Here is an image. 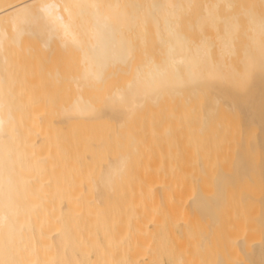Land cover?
Segmentation results:
<instances>
[{
  "label": "bare ground",
  "instance_id": "1",
  "mask_svg": "<svg viewBox=\"0 0 264 264\" xmlns=\"http://www.w3.org/2000/svg\"><path fill=\"white\" fill-rule=\"evenodd\" d=\"M261 1L264 2V0ZM223 2L229 8L232 0H216L211 8L207 7V2L205 5L207 13L212 14L215 24H218L216 21L223 22V30L221 29L223 32L218 29L214 41L209 35H204L195 41L184 33L179 34L174 31L179 24L177 23L179 18L177 13L179 11L180 14L182 11L183 13L187 12L193 5V0H0V262L2 264H136L135 258L131 256L133 252H129L127 247L131 241L128 243L127 241L131 239L132 234L137 233V236L143 233L140 232L144 229L139 230L136 226L139 225L141 228L147 219L144 220V223H142L143 221L142 224L140 223L139 220L144 216L143 213H140L141 209L140 211L136 210L137 206H134L135 210H130V207L127 211L123 210V208L128 209L122 207V203V205L120 204L122 198L127 196V192L125 193L124 190L125 196L122 194L123 197L120 196L121 200L118 201L119 199L116 198L122 188L116 186L124 180V188L128 191L127 181L137 179L139 185L143 182L142 186L144 187V182L150 181V174L147 175L150 171L127 170L130 163H133L130 162L132 160L130 153L116 156L114 154L113 157L105 158V162L103 159L102 161L96 160V164L93 163L95 158L98 159L97 152L102 151L105 141V143L102 141L88 142L91 154H84L79 160L75 155L65 153L66 149L62 146L54 144L55 140H53L52 134L56 129L66 134L76 131L86 134L88 132L95 133L101 127L108 125L112 130L110 131L112 135H108L113 138L122 135L124 127L145 105L155 106L159 103L164 104L163 102L172 105L179 100L181 104H177V101L175 103L177 106H186L189 111H192L193 106L198 102L196 98H200L199 103L202 110V116L199 119L201 121L200 129L203 130L212 121L215 122L219 112L223 111V113L238 118L239 132L242 134V138L237 141L238 148L234 152L232 171H224L220 168L216 171L204 170L205 166L202 160H199L202 170H197L195 178L191 180L195 182H191L190 178L182 179L181 185L183 186L181 188L180 185V188L182 192L188 190V197L190 196L188 204H190L191 210L202 214L212 222L215 221L216 224L219 221L220 210L226 201L228 190L232 186L234 187L240 182L244 183L243 180L248 175V179H250L245 178V182L259 183L260 181H253L256 180L253 174L257 176L255 177L257 180L263 179L261 180L263 183L264 68L260 63V44L262 39L261 23L264 21V14L259 15L257 11L254 13L255 11L251 9L245 10L246 14H244L247 15V29L245 28V30L247 32H244L246 33L243 36L245 43H242L245 47L244 49L242 47L243 51L240 50L241 48L240 51L238 50L242 54L239 62L243 63V70L237 72L231 66L234 61L229 64L225 62L228 58L233 57L235 51L237 52L235 46L238 43L236 42L239 39L237 31L240 27L236 23V15L223 18L220 14H216L217 11L220 12L218 8ZM70 3L97 4L100 7L86 9L83 13L72 11L70 14V11L65 8V5ZM152 5H166L167 7L152 8ZM146 13L147 15H145ZM204 18V16L198 18L199 28L202 27L201 23ZM147 20L152 21V25L156 26L158 40L167 46L164 57H160V61H156L152 57L149 60L145 59V63L144 61L141 63V61L139 62L141 64H135L136 68L133 64L134 69L132 70H135L133 78L126 82L125 86L117 85L115 87L114 85L110 91L112 93L105 95L104 92H107L104 90L108 87L107 83L110 78L127 72L129 74L131 61H134L135 58L132 59L134 56L131 51L133 42L130 43L133 38L129 39V37H132L135 31H139L145 23L147 25L149 22ZM25 36L37 38L44 51L52 50L51 45L54 40L59 39L62 47L67 46L68 48L70 44L81 52L82 60L80 62H83V69L82 65L80 67L83 73L80 76L76 74V77L73 78L71 75L70 80L73 79L71 87L75 91V96L68 107H65L66 109L61 108L62 112L58 110L54 115L47 113L50 98L48 100L45 98L39 107L37 106L38 110L34 114L31 113L33 107L28 106L30 101L28 104L24 103V100L28 99L26 96H30L29 93L32 91H29L30 89L27 87L34 86V83L27 82L25 77V81L23 78L17 80V76L21 72H17L18 66L14 65L13 54L16 55V52L20 54L21 43L23 40H27V38L24 39ZM165 38L170 39L167 41ZM31 43L35 44V42ZM216 48L217 50H215ZM23 50L25 52V49ZM213 51H218V54L215 53V58ZM50 54H47L48 60ZM225 57H227L226 60H224ZM236 67L239 68V66ZM31 68L28 67V69ZM50 68L53 69L52 66ZM223 70H226L225 74ZM227 71L234 75H231V78L230 75L226 76ZM41 72L35 73L38 74L36 77L40 75L39 79L42 80V77L45 79V76H42L41 74L44 72ZM52 73L49 75L50 80L52 77L51 84L53 81L54 84L60 83L58 75ZM235 73L239 79L236 78ZM61 75L63 76L62 73H60ZM224 75L225 78L222 77ZM22 76L24 75L22 74ZM234 76L235 79H238L236 82L233 80ZM65 78H62V81ZM222 78L227 80L223 81ZM228 80H233L232 84H229ZM57 84L55 85L58 86ZM61 88L63 89L62 86ZM66 88L68 87L66 86ZM49 90L46 89L45 92ZM70 91L72 90L70 89ZM101 91L105 96L99 97ZM24 97L26 98L24 99ZM22 103L24 104L22 105ZM170 115L173 114L170 113ZM253 127L258 130L257 142L253 141L247 147L244 136ZM171 131L167 130L166 134L169 135ZM61 147L64 150V152L62 150L63 154L57 151V149L61 150ZM257 148L260 154L255 152ZM256 153L257 157L259 155L258 160L252 155ZM104 155L100 154L102 157ZM254 160L257 162L255 163ZM67 164L71 167L73 165L76 170H66ZM93 168L95 170H92ZM116 168L119 170L113 175L112 170ZM211 173L213 177L210 176ZM133 174L135 178L132 177ZM130 175L132 179H130ZM125 179L128 180L125 181ZM206 179L212 181L211 184L214 188V192L211 190L210 195H207V191L204 193L203 182H206ZM168 181L164 179L160 183L162 190L159 192L162 193H159V197L162 201L167 195L165 193H170ZM136 184L138 185V183ZM261 186H264V183L260 185V189L263 188ZM134 187L135 185L130 189ZM156 188L153 190L151 188V190L154 191ZM137 189L134 188V191ZM168 189L169 192H167ZM144 190L140 193L145 192ZM148 190L149 187L146 191ZM116 191L117 194H115ZM131 191L130 196L126 197L128 199L123 200L130 203V206L132 204L133 207L139 203H136L139 193ZM132 193L137 196H133L134 194L131 196ZM262 193L264 195V189L261 190ZM182 194L181 199L185 198V193ZM261 194L254 198H258L260 206L264 208L262 205L264 196L262 195V197ZM152 195L154 196V194ZM150 197L148 193H143L139 199L150 206V203H147ZM245 197L244 203L248 195ZM153 199L156 201L158 198ZM182 200L184 201V199ZM116 201L120 206L116 203L118 206L115 205L117 209L114 207V210L112 205ZM138 205L140 206L138 209L141 208V202ZM263 208L259 212L260 216H257V218L259 217L257 222L264 230ZM163 210H166L165 206ZM124 211L129 221L125 220L124 223L127 222L128 228L118 226L121 228L118 230L115 225L116 219L117 217L118 219L123 218ZM137 214H141L143 217L140 218L139 215L136 217ZM125 216L124 218H126ZM134 217L140 219L136 220ZM134 219L135 222L139 221L138 225L133 222ZM121 223L119 222L120 225L123 224ZM130 223L134 224L135 228ZM124 230L127 232L128 239L124 236ZM131 231H135V233ZM129 232L132 233L130 237ZM247 235L245 236L243 233L234 239L235 252L242 250L248 257L247 263L237 261L236 264H264L263 234H261L263 238L260 241L253 242H249L251 237L248 233ZM136 236L135 242L137 241ZM134 253L136 255V252ZM138 255L137 252V258ZM157 255L154 256L155 264H162V259ZM215 264H224V257L219 255Z\"/></svg>",
  "mask_w": 264,
  "mask_h": 264
},
{
  "label": "rangeland",
  "instance_id": "2",
  "mask_svg": "<svg viewBox=\"0 0 264 264\" xmlns=\"http://www.w3.org/2000/svg\"><path fill=\"white\" fill-rule=\"evenodd\" d=\"M215 1L216 0H193L194 3L187 12L183 13L182 11V14H180V11H179L177 13L179 14L177 15L179 17V18L177 17L178 21L176 20L177 23L179 24L177 25V27H175L177 31L176 29H174L175 33H179V34L184 33L190 39H194L195 41L199 40L204 35H209L211 36V40L214 41L215 40L214 37L217 34V30L219 29L220 32H223L222 27L224 26V24L223 22L221 23V21L220 22L216 21V23L218 24H215L212 19L213 18L212 14L207 13L205 5L207 2V7L211 8L213 5V2ZM220 4L221 5H219V8H218L220 12L217 11L216 14L218 15L220 14V16H222L223 18H226L227 16H230V15L237 16L236 23L240 27L239 30L237 31L238 34L236 33L237 36L239 37V39L236 41L238 43H236V46H235V49L237 47L236 49L237 52L235 51V53L233 54V57L228 58L229 61L227 60V62L225 63L229 64V62L233 63L234 61V63L236 64L233 63L231 66L235 68L237 72H239V70H243L242 68L243 63L241 64V61L239 62V59L241 58L242 54H240L239 51L242 50V47L243 49L245 47L242 43H245V38L243 36L244 34H246L244 32H247L245 30V28L247 29V15H245L246 14L245 10L251 9L252 11H255L254 13H256L257 11V14L263 15L264 14V2L262 3L261 0H232L231 6L229 8H227L228 6L226 7V5H224L225 4L224 2ZM145 15H147V13ZM200 16L205 17L201 23L202 25L201 28H199L200 23L197 21ZM174 20L175 18L173 19V21ZM149 22L147 25L145 23L146 27H144L145 25L142 27L140 26L141 28L139 31H137L138 33L136 31L134 32V35L136 34L135 36L132 34L133 36L131 37L130 36L131 34L130 35L128 34L130 36L129 39L133 38L132 41H130V43L133 42V45L132 46L130 45V46L131 48L133 47L131 49L132 55H134L132 56V59L135 57L134 61H131L132 64L130 63L131 69L129 70L131 73L129 72L128 74L127 72L126 74H122V75L119 74V76L117 75L116 77H112V79L110 78L109 82L107 83L108 87H106V89L104 90L107 92V93L104 92L105 95L112 93L110 91H112L111 88H113L114 85L115 87H117V85L125 86L126 82H128L130 79L133 78L132 76H134L133 74L135 73V70L133 71L132 69L136 68V65L143 63L145 59L149 60L152 57L156 61H160L161 58L164 57V53L167 49V46H164L165 44L163 45V42L158 40V37L156 36L157 28L155 25H152L153 24L151 23L152 21H149ZM26 38L27 37L25 36L24 39ZM29 38H27L26 41L25 40L22 41L21 46H20V49L22 50L18 48L19 51H21L24 54H22L21 52L20 54L19 52H16L17 49L15 50V52H16V55L17 53L18 55L16 56L13 54L14 56L13 61L15 63L13 64L15 66H18L17 72H21L19 73V75L16 72L18 75L17 80L18 81L22 80V78L24 80V77H25V79H27L26 80L27 82L34 83L33 84L34 86L31 85L27 87V89L28 88L30 89L29 91L34 90L33 91L34 94L31 91L32 94H30L31 93L30 92L29 93L30 96L25 95L28 99L24 100L25 101L24 103L28 104V102L30 101L28 106L33 107V110L31 109L32 110L31 113L34 114L38 110L37 108L39 107L40 103L45 98L47 100L50 98L49 107L47 106L48 107L47 113L49 112V115H52V114L54 115L56 114V112H58V110L60 111L61 108L62 109H64L65 107L67 108L75 96V91H73V88L71 87L73 79L70 80V77L71 75H72L71 78L76 77V74L77 76L82 75L83 70H81V67H80L82 65V69H83V62L82 63L80 62L82 60L81 59L82 55H80L81 52L78 50V48L73 45L70 46L69 44L68 48L66 45H65L66 47L64 46L62 47L60 45L61 43L59 39H57V41L54 40V43L51 45L52 50H48L49 52L45 50L46 51L45 52L43 48L41 47V44L37 38L35 37H32L33 39L32 38L29 39ZM165 39L168 41V39L170 38H165ZM30 40H33L31 42H35V44L31 43ZM29 43L32 45H30ZM23 49H25V52H23L24 51ZM215 50H217V48ZM48 53L49 54L51 53L49 55V60L47 58ZM212 53H214L213 55L215 58V53L218 54V51L217 52L213 51ZM226 59L227 57L224 58V60ZM133 64H134V68H133ZM239 64H241L242 66ZM51 66L53 68L52 70L50 68ZM236 66H239V68L237 69ZM28 67H30L31 69H28ZM48 67L50 68V70ZM73 68H74V72H73ZM43 69H45L46 71L45 70L43 71ZM37 71H38V74H39V71L44 72L43 74H41L42 76L43 75L45 76V79L44 77H42L44 80L39 79L41 78L40 75L39 77H36L38 76V74H36ZM47 71L48 72L50 71L51 73L54 71L52 74L58 75L59 77L58 80H61L60 83L59 82L58 84L57 82L55 83L58 86L54 84V81H53V84H51L52 77L50 80V76H49L51 73L50 72L48 74L45 73ZM225 71L226 70H223L224 74H225ZM229 71H227V73ZM60 73L63 74V76L61 75L62 77L60 76ZM71 73H74V74H71ZM227 73H226V76L230 75L229 76L230 78L234 75V74L233 75L230 74V72L227 75ZM22 74L24 76H22ZM45 74L48 75L49 77L47 76L48 77L47 78ZM226 76L224 75L222 77L225 78ZM28 78H30L29 81H28ZM62 78L63 79L65 78V80L62 81ZM223 78L221 80H223ZM236 78H238L237 74H236ZM238 79H235V76L233 77V80H235V82ZM40 80H41V83L43 82L42 83V85L44 84L43 86L41 85V83H39ZM68 80L71 82L69 83ZM224 80L226 81L227 79H224ZM233 80L232 81L228 80V82H230L229 84H232ZM63 84H65L68 88H66V86H64ZM35 85L39 87H36ZM41 86L43 87V92L41 90ZM61 86L63 87V89L61 88ZM57 87H59L60 89ZM37 89L41 91H38ZM44 89L45 90L52 89V90L45 92ZM70 89L74 93L70 91ZM26 91L29 92L28 90ZM102 93L103 91L100 92L99 97H102L104 95ZM26 97H24V99ZM29 97H30V100H29ZM196 99L195 100L198 102L193 106L192 111H189L186 106H180V105L177 106V104L179 103V100H177L178 102L176 101L177 104H175L176 102H174L173 103L174 105L173 104L168 105L166 102H163L164 104L161 103L162 105L160 103L155 106L152 104L145 105L143 109L141 108V110L136 112V114L133 117V120H131L130 123L127 124L126 127H124L125 129H123L124 132L122 131V135L113 137V138L112 136L110 137V135H112V132L110 131L112 130L110 126L108 125H106L107 127L106 126L101 127L95 133L88 132L89 134L88 133L80 134L79 132L77 133V131L66 134L60 131L59 129H56V131L58 130L57 132L55 130L53 131L52 138L53 140H55L54 144L59 145V147L62 146L64 149H66L65 153L68 152V154L70 155H75L76 158L79 160L83 157L84 154H88V153L91 154V151L88 147V142L102 141L103 143L106 142L105 145L106 144L107 145L106 146L104 145L103 148L101 149L103 153H101L102 151L97 152L98 159L95 158L94 159L95 161L93 160V163L95 162L96 164V160L102 161L103 159H104L103 162H105L106 160L105 158L109 156L113 157L112 155L114 154H115L114 156H116L118 154H123V153L129 154L130 153V156L132 155L131 157L133 160V161L130 160V162H133V163H130V166L128 167L129 169L127 170H137L138 169V170H149L150 171L147 174V175L150 174L149 175L150 178L148 177L150 181L146 180L147 182H144L145 184L144 187L142 186L143 182L140 183L141 185L140 186L138 182L139 180L134 179V180H137V181H134L132 179V177L135 178L134 174L132 177L130 175V179H132V181L125 179V181L128 180L127 181L128 184L126 183L128 185V186L126 185L127 186L126 188L128 189V191H126V189L124 188L125 187L123 183L124 180L122 181L121 184L119 183V185L116 186V187L121 186L119 188L123 189V190L122 189L119 190L122 193L121 194H119L120 192L118 193L119 196L116 198L117 200L122 194L124 195L127 192V196L125 195H124L125 197L121 196L123 197L122 200L121 199L118 200V201L121 200L120 204L121 203L123 204L122 207L128 208V209L123 208V210L127 211L129 210V207H130V210L131 209L135 210L134 206L135 207L137 206L136 210L140 211L141 209L140 213L141 214L143 213L144 217L141 214H137L136 217L139 215L138 217L140 218L143 217V218L142 219L139 218L140 220L137 219L136 217L134 218H136V220H139L140 223L142 221H143L142 223H144V220L147 219L145 223L143 224V226H141V228L138 225L139 221L135 222V219L133 221L134 223H137L138 225V227L136 226L137 229L138 228L139 230L144 229L145 232L141 231L140 233L143 232L141 235L138 234L136 236L137 233L134 235L132 233H135V231L134 232L131 231L132 233L129 232L130 235L128 234L129 237L132 234V236L130 237L131 239L129 240L127 236V232H125L124 230V236L125 238L127 237L128 239L127 243L129 241L133 243L135 242V239H134L135 236L137 238V241L135 242L136 244L133 243L135 245L132 244V246H130L131 243L129 242L127 246L128 251L131 253L133 252L131 256L135 258L136 264H155L154 256H156L157 254H158L157 256H159L160 259H162V264H215V260L217 259L219 255H222L224 257V264H236L237 261H242L244 263H247L248 257L246 256L244 251L238 250L235 252L234 244H233L234 239L243 233L245 236L247 235V233L249 234V236L251 237L249 238L250 239L249 242L251 241L253 242L255 240L260 241L264 237V233H263L264 230L262 229L263 227H261V225L257 222L259 218V217L257 218V216H260L259 212H261L263 206L262 207L260 206L261 203L259 200H257L258 198L256 199L254 198L256 196H260L261 190L264 189V186H261V188L262 187L263 188L260 189V185H262L264 181L262 183L261 180L263 179H260V178H259L260 180H257V178H255L257 176H255L254 174L253 176H254V179L256 180H253V181H260L259 182L260 185L258 182H252V181L245 182V178H246L245 177L243 180L244 183L240 182L236 186L234 187L232 186L230 189L228 188L229 190H228L227 198H226V201L224 202V205L222 206L220 210L221 215H220L219 221L216 224H215V221L214 222L210 221L209 218L203 217L202 214L193 212L191 210L190 204H188L189 197H190V196L188 197V190H186L187 192L186 191L182 192V189H181L183 186L181 185L182 179L185 178L188 180V178H190L189 180L191 181L193 178H195L194 176H196L197 170H202L199 165V160L200 161L202 160V163L205 166L204 170H212V171L215 170L216 171L218 170V168H220L221 170H224V171H229V172L232 171L233 170L232 168L233 159L235 158L234 152H236V148H238L237 141H239L240 138H242V134L239 132L240 130H239L238 118L228 113H225V112L223 113V111L222 113L219 112L218 118L216 117V119L214 120L215 122L212 121L211 124H208L203 130L200 129L201 121L199 119L202 116V110H201L200 103H199L200 98H196ZM24 103H22V105ZM168 103L171 104L170 102ZM164 105H167V106H164ZM168 106L170 107V109ZM172 109L174 110L172 111ZM62 111L63 110H61L60 112ZM170 113L173 115H170ZM169 129L172 131L169 135H167L166 132ZM257 132L258 130H256V128L253 127L250 131H248L245 134L244 136L245 140L244 138L243 140L245 142L247 141V144L245 143L246 146L250 143H253V141L254 143L257 142L256 141ZM62 147H61V150L57 149V151L60 152V154L61 153L63 154L64 152ZM57 151L55 150L56 153H58ZM258 151L259 149L257 148V151L255 152L259 153L260 151L259 152ZM97 153H96V156H97ZM257 153L255 155L252 154L253 158L257 157ZM100 154L102 156L103 154L105 155L104 157H102L100 156ZM258 158H259V155L257 157V160ZM66 167H65L66 170H76L75 167H73V165L71 167L69 164H67ZM92 170H95V169L93 168ZM248 170H252V169H248ZM212 175L213 174L211 173L210 176ZM198 177L200 176L198 175ZM248 177L249 175L247 176L246 179H248ZM164 179L165 181L166 180L170 181V182L168 181V185L170 186L169 187L170 193H165L167 194L165 197L166 202L164 201L165 198L163 199L164 201L163 202L162 199L159 197V193H162V192H159L160 190H162L161 188L162 184L160 185V183L161 181L163 182ZM129 181L131 182L129 183ZM191 182H195V181L193 180ZM136 183H138V185ZM211 183L212 181L210 179L207 180L206 182H203V187L205 191L204 193H206L207 191V195H210L212 191L214 192V188ZM133 184L135 185L134 187L135 189L138 188L135 191H134V188L130 189V187L132 188L134 186ZM180 185H181V188H180ZM147 186L149 187L148 191H150L151 188L152 190L155 189L156 187L157 188L154 191L151 190L150 192H148L146 191V189L148 188ZM139 187L140 188L142 187V190H144L143 188H146V187L147 188L144 190L145 192L140 193L142 190H140ZM124 190H125V193L123 192ZM131 190H133L134 193L136 192L139 193V194L136 193L138 195V196L136 195L138 198L136 200L137 201L136 203L139 202L138 204H140L141 202V204L144 205L143 208H142V205H141V208L138 209V206H139L138 204L133 205L132 207V204L130 206V203L124 202L123 199H126V200L128 199L126 197L130 196L129 194L132 192ZM167 192H169V189ZM245 192L246 194H244ZM134 193H132L131 196ZM143 193L144 194L148 193L149 197L150 195L154 194V196L157 197L158 199L154 201L153 198L155 197L152 195L147 202L148 204L150 203L149 204L150 206H148L146 203L144 204L139 199L140 195H143ZM182 193H185L184 194L185 198H182L184 199V201L181 199V197H183ZM115 194H117V191L115 192ZM245 195H248L247 199H250V200L247 202L246 201L247 199H245V203H244L243 199ZM262 195L263 193L261 194V196ZM133 196H135V194ZM89 198H92V197H89ZM240 198L243 202L240 200ZM83 199L85 200V198ZM87 200H90V199H87ZM252 200L253 202L250 203V201ZM118 201H116L115 203L113 202L114 206L112 205V207L114 210L116 208L115 205L118 206L119 204ZM160 201H162L164 205L161 204L162 202ZM241 202L244 204H242ZM156 203L158 205H161L159 206L160 208L158 207ZM126 204H129V205L125 206ZM164 206L166 210H163ZM125 211L122 214L123 218L120 217L121 215L119 216V218H121L122 220L118 219L117 217L115 225L117 227L123 226V228L124 226H126V229H127L128 228L126 225L127 222L126 224L124 223L125 220L128 221L127 217L124 214ZM124 216L126 218H124ZM119 222L120 223L122 222L123 224L121 223L122 225H120ZM256 223H258L259 226ZM145 224H148V225H145ZM130 225L131 226L133 225L132 227L135 228L134 224L130 223ZM145 226L147 227L143 228ZM119 228L120 227H118V230ZM123 228H122V232H123ZM261 234H263V237ZM247 242H248V239H247ZM134 252H136V255ZM137 252L139 253L138 258H137Z\"/></svg>",
  "mask_w": 264,
  "mask_h": 264
},
{
  "label": "snow or ice",
  "instance_id": "3",
  "mask_svg": "<svg viewBox=\"0 0 264 264\" xmlns=\"http://www.w3.org/2000/svg\"><path fill=\"white\" fill-rule=\"evenodd\" d=\"M100 5L97 4H82V3H70L65 5V8L70 11V14L72 11H76L79 13H83L86 9H97ZM152 8H164L167 7L166 5H152ZM261 44H260V63L261 67L264 68V21L261 23ZM119 169H113L112 174L114 175ZM2 264V262H0Z\"/></svg>",
  "mask_w": 264,
  "mask_h": 264
}]
</instances>
